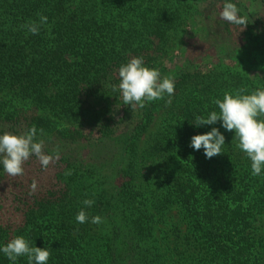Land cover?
Instances as JSON below:
<instances>
[{
	"label": "trees",
	"instance_id": "1",
	"mask_svg": "<svg viewBox=\"0 0 264 264\" xmlns=\"http://www.w3.org/2000/svg\"><path fill=\"white\" fill-rule=\"evenodd\" d=\"M199 1L0 0V133L35 126L43 129L36 139L45 152H59L50 187L31 200L13 193L20 221L0 223V243L23 236L49 249L48 264H264V176L251 174L250 160L223 128L225 153L206 159L189 147L193 135L219 128L191 125L195 116L219 111L215 99L264 88V77L250 74L264 71V18L233 0L247 24L211 23L223 0H207V10ZM39 15L47 25L26 34L21 26ZM195 15L207 22L198 50L208 47L204 56L215 58L217 44L233 41L237 62L215 58L205 70L189 53L170 76V102L146 103L116 122L110 98L120 96L112 89L118 67L134 56L151 67L184 39ZM157 110L160 123L141 144ZM84 127L113 153L79 159L71 146L85 138ZM5 175L0 169V189ZM84 199L95 201L85 210L103 223H76ZM157 215L173 220V247L157 238ZM0 264L11 262L0 254Z\"/></svg>",
	"mask_w": 264,
	"mask_h": 264
},
{
	"label": "clouds",
	"instance_id": "2",
	"mask_svg": "<svg viewBox=\"0 0 264 264\" xmlns=\"http://www.w3.org/2000/svg\"><path fill=\"white\" fill-rule=\"evenodd\" d=\"M222 20L233 25L247 24L246 18L240 15V9L233 0H223L219 12ZM48 18L39 15L38 21H29L21 27L26 34L38 35L41 28L47 25ZM118 85H112L113 91H118L122 105L129 108L143 109L146 103L162 100L174 95L175 82L171 77L161 75L159 69L145 65L142 56H134L117 69ZM213 103L219 111H211L206 115L194 117L191 125L195 128L211 126L219 123L218 127H211L210 131L196 134L190 138L189 147L194 151L203 150L206 159L223 154L225 136L220 131L233 134L232 141H236V148L250 160L251 174L264 176V88H257L251 93L245 89L235 92H225L222 99H215ZM43 134V129L30 127L23 134L0 133V169L8 176L17 177L24 174V163L30 157H36L42 169H47L50 163L58 158L59 152L47 154L43 140H37V132ZM37 189V182L32 181L30 194ZM93 199H84V207L75 217L77 224L103 223L100 216L89 217L85 210L94 205ZM0 254L11 264H17L21 257L27 258V264H48L50 251L46 247H36L23 236H15L6 243H0Z\"/></svg>",
	"mask_w": 264,
	"mask_h": 264
},
{
	"label": "rangeland",
	"instance_id": "3",
	"mask_svg": "<svg viewBox=\"0 0 264 264\" xmlns=\"http://www.w3.org/2000/svg\"><path fill=\"white\" fill-rule=\"evenodd\" d=\"M241 7H243L253 18L262 20L264 18V3L260 0H237ZM207 0L199 1V8L203 9L207 7ZM207 10V8H205ZM222 7L214 8L212 12L213 20L211 23H214V19H220L219 12ZM211 15V14H210ZM207 26V22H205L200 15H195L188 21L186 26V36L181 42H176L173 44L168 52L165 55L157 58L154 63H152L151 67L159 69L162 77L163 76H173L176 74L181 67H183L184 62L186 61V57L188 54H193V64L201 69H210L212 66V62H214L215 58L223 59L227 62H237V52L231 51L234 50L233 47L235 44L233 41H226V44L220 43L215 46L214 54L218 57L215 58H206L204 55L205 50H198L200 46L206 43L205 37H207L205 33V27ZM218 27V25H216ZM220 27V26H219ZM258 73L260 76L264 77V71H251L250 74L254 75ZM110 114L114 116V120L119 122V120L127 113L131 112H141L140 109L137 108H129L128 106L122 105V100L120 96L115 100L110 98ZM161 111L157 110L156 114L153 116L150 121V125L148 127V133L145 134L144 139L141 144L145 142L147 139V135L150 132L156 130L160 123ZM127 118V116H125ZM140 118V117H138ZM83 133L85 134V138L80 140L78 145L67 146L66 149H69L70 146L72 149H79L78 157L83 161H90V158L93 157L97 159L98 157L105 158L107 155H111L113 153V149L109 146V150L104 148L106 143L100 144L97 139V133L94 132L90 127H84ZM88 140V141H87ZM74 147V148H73ZM55 164V161L49 164L47 169H42L39 161L36 157H30L28 161L24 163V174L22 176L11 177L7 174L5 175V179L3 185L0 189V223L4 225H14L18 224L20 221V211L17 208H14L12 204L13 197L17 194L18 198L21 200L27 199L31 200L33 195H38L43 193L48 187H50L54 181L52 180V165ZM50 171V172H49ZM35 180L37 182V189L35 192H31L30 194V185L32 181ZM20 192H23L22 195H19ZM14 193V196H13ZM16 201V200H13ZM17 202V201H16ZM173 220L168 219L167 216H156L155 217V229L156 236L158 239L164 238L165 241L171 246H174L173 236L171 233ZM183 227V226H182ZM176 245V244H175ZM178 246V245H177ZM163 250L166 251L165 247H162ZM166 257L168 253L166 252Z\"/></svg>",
	"mask_w": 264,
	"mask_h": 264
}]
</instances>
